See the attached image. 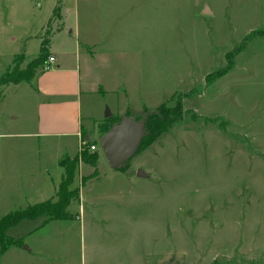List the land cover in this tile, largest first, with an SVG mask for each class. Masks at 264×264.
Returning a JSON list of instances; mask_svg holds the SVG:
<instances>
[{
	"label": "rangeland",
	"instance_id": "374dc122",
	"mask_svg": "<svg viewBox=\"0 0 264 264\" xmlns=\"http://www.w3.org/2000/svg\"><path fill=\"white\" fill-rule=\"evenodd\" d=\"M186 1L178 0L184 6ZM208 1L214 17L194 22L189 11L178 17L188 23L161 25L164 35L178 39L171 56L164 42L161 55L136 50L140 54L94 65V74L107 85L115 78L121 86L105 95L84 92L83 133L91 143L99 142V126L108 112L140 121L146 109H156L175 92L174 101L182 96L184 109L200 115L176 123L123 167L113 169L103 155L94 168L81 155L68 156L78 152L74 138L34 135L36 116L28 103L35 68L30 82L0 85V131L16 134L11 141L25 161L41 145L51 155L68 158L61 166L65 171L70 164L74 170L68 190L80 187L81 198L72 199L65 222L44 226L42 216L25 219L9 228L8 236L44 248L49 264H264V35H250L264 28V0ZM68 4L74 9L72 0ZM15 12L18 21L27 17L22 4ZM6 14L10 20L11 12ZM8 31L3 28L0 41V77L30 70L42 44L30 40L26 56L14 57L21 53L10 40L17 32ZM192 33L203 38L195 41L193 51H185L183 42ZM241 44V51L227 58ZM228 61L232 69L207 84L206 75ZM59 146L68 149L57 153ZM139 170L148 177H140ZM94 172L97 176L83 184L82 177ZM54 197L63 202L60 186ZM0 264L26 263L8 254L0 256Z\"/></svg>",
	"mask_w": 264,
	"mask_h": 264
},
{
	"label": "crops",
	"instance_id": "0c3cea01",
	"mask_svg": "<svg viewBox=\"0 0 264 264\" xmlns=\"http://www.w3.org/2000/svg\"><path fill=\"white\" fill-rule=\"evenodd\" d=\"M68 1L0 0V41L3 40L4 27L7 31L15 29L17 35L12 34L10 40L12 45L17 43L18 48L14 46V50H21V53H15V57L25 55L30 40L38 39L43 43L47 38L48 58L37 67L29 87L28 105L35 111L37 125L34 135L74 138L78 141V152L68 154L73 157L79 153L84 135V92H102L105 95L116 92L121 86L115 78L107 85L106 79L94 74V65L110 57L140 54L136 50H142L144 56L161 55L158 51L164 42L168 43L166 56H171L170 53L176 51L175 40L178 39L173 34L164 35L161 25L188 23V20L178 17L180 14L185 16L189 11L194 22L207 16L214 17L216 12L208 0H187L186 6L185 2L179 5L178 0H72L74 9ZM21 4L27 10V17L18 21L14 19L18 14L15 11ZM8 12H11L10 20L6 17ZM50 25L54 28L49 31ZM136 26H139L137 32ZM201 34L192 33L189 39L184 40L185 51H193L195 41L203 38ZM50 56L55 58L54 61H49ZM15 136V133L0 131V218L29 205L53 200L65 173L60 165L64 155H51L53 151L47 146L34 147L35 154L25 161L23 155L20 156L19 145L11 141ZM86 136L91 139L90 135ZM99 146L96 151L102 159L104 154ZM64 149H68L67 146H59L57 153ZM41 152L46 153V157L41 155L40 160L37 154ZM35 157L37 161L30 160ZM145 174L139 176L144 179L148 177ZM55 176H60V180ZM20 178L23 179L21 184ZM131 181L135 180L131 178ZM55 221L59 220H47L43 225ZM24 245L23 241L22 246H10L1 255L11 254L14 259L26 264H49L45 262L47 255L43 252L44 248L41 251L39 248L42 247L38 245Z\"/></svg>",
	"mask_w": 264,
	"mask_h": 264
},
{
	"label": "trees",
	"instance_id": "16d2710c",
	"mask_svg": "<svg viewBox=\"0 0 264 264\" xmlns=\"http://www.w3.org/2000/svg\"><path fill=\"white\" fill-rule=\"evenodd\" d=\"M252 34H262L264 35V28L255 30ZM249 37V35L247 36ZM48 43L47 38L44 39L42 43V50L40 54L34 58L29 64V69L26 72L13 70L11 72L5 73L0 77V85H5L7 83H20L22 81L30 82L31 78L35 73L31 70L33 68L37 69L40 65H42L48 58V51L46 49V45ZM242 44L236 47L234 50L230 51L227 54V58H230L231 55H234L242 49ZM241 51V50H240ZM233 65L231 62H227L226 66L220 68L218 70H214L206 75L207 84H211L215 82L217 79L221 78L225 74L228 73L230 69H232ZM173 96L167 100H165L160 106L156 109L150 111L148 109L145 110L144 115L147 114L145 118V126H144V136L140 142L138 151L144 147L151 145L154 141L171 131L173 126L176 123L183 121L184 119L190 118L192 120H197L200 115L194 109H184L183 98L180 96L177 100L174 101ZM1 100V97H0ZM127 115H130L127 112ZM143 116V115H142ZM140 116V117H142ZM140 117L138 119H140ZM119 118L108 117L105 118V122L101 123L100 133L103 135L106 133L113 124L119 122ZM98 145L99 142H96ZM90 140H85V135H83V140L81 144L80 151L78 155H81L83 160L86 162L92 163V165L96 168V161L98 159V152L91 150ZM66 159L64 158L60 161V165H65ZM128 162V161H127ZM126 162V163H127ZM126 163L124 165H126ZM123 165V166H124ZM122 166V167H123ZM97 176V173L94 172L92 175L87 177H82V183L87 181L88 179ZM67 177V178H66ZM75 181L74 170L70 164H67L65 167V173L60 185L61 195L64 197L63 202L59 200H47L44 202L35 203L29 205L25 209L16 210L14 212L8 213L2 218H0V255L4 253L10 246H22L23 241L21 239H16L7 235V230L19 222L25 219H35L37 217H45V221L47 220H67L71 217V213L68 211V207L72 201V199L78 200L80 198V187H75L73 190H68V187L71 186Z\"/></svg>",
	"mask_w": 264,
	"mask_h": 264
},
{
	"label": "water",
	"instance_id": "95a60500",
	"mask_svg": "<svg viewBox=\"0 0 264 264\" xmlns=\"http://www.w3.org/2000/svg\"><path fill=\"white\" fill-rule=\"evenodd\" d=\"M110 116L111 113L108 112L107 118ZM146 116L147 114L140 121L126 116L101 136L100 147L113 169L122 167L137 152L144 136ZM86 140H89L88 136ZM139 175L142 176L143 173L140 171Z\"/></svg>",
	"mask_w": 264,
	"mask_h": 264
},
{
	"label": "built area",
	"instance_id": "2783aa9c",
	"mask_svg": "<svg viewBox=\"0 0 264 264\" xmlns=\"http://www.w3.org/2000/svg\"><path fill=\"white\" fill-rule=\"evenodd\" d=\"M54 59H55V58H54L53 56H50V57H49V61H50V62L54 61ZM90 148H91L92 151H95V150L98 149V145H97V144H92Z\"/></svg>",
	"mask_w": 264,
	"mask_h": 264
}]
</instances>
